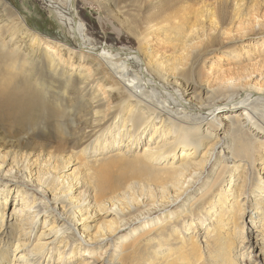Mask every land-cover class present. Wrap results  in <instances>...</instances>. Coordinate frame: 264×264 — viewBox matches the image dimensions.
<instances>
[{
	"label": "bare ground",
	"instance_id": "6f19581e",
	"mask_svg": "<svg viewBox=\"0 0 264 264\" xmlns=\"http://www.w3.org/2000/svg\"><path fill=\"white\" fill-rule=\"evenodd\" d=\"M45 1L73 47L33 31L0 0V264H43L50 254L51 264H241L247 225L264 259V88L244 86L250 76L231 65L212 66L206 84L186 80L192 52L228 35L213 6L158 2L143 51H134L95 45L73 0ZM238 32L240 41L262 39L264 20ZM247 54L248 67L264 68L262 54ZM120 64L136 73L138 95ZM223 86L230 97L209 102ZM51 130L66 142L58 154L41 145Z\"/></svg>",
	"mask_w": 264,
	"mask_h": 264
},
{
	"label": "rangeland",
	"instance_id": "374dc122",
	"mask_svg": "<svg viewBox=\"0 0 264 264\" xmlns=\"http://www.w3.org/2000/svg\"><path fill=\"white\" fill-rule=\"evenodd\" d=\"M4 1L7 2L21 16L22 20L27 23V25L33 31L45 35L53 40L66 42L72 47L76 45L74 44L75 42L72 41L68 30L63 25H61L55 12L53 11V9L47 6L45 0ZM158 2L162 3L164 2V0H75V7L80 19L82 29L88 34L95 45L105 46L109 48L117 47L134 51H143L141 38L145 36L148 24H151L157 19L156 17L158 15H156L155 13L158 12ZM185 4H187L191 8H195V10L206 9L207 6L211 7L212 5L213 7L211 8H213L215 14H217L216 18L221 23H223L222 27L225 28V31H228V35L221 36L216 39L215 43L213 44L214 48H209V50L211 51H205L203 54L199 52L197 48L194 50L195 52H192L190 61L193 62L191 64V68L193 67L192 69L194 71L190 74V76H188L186 80L191 81L190 83L197 82L206 84V79L208 77L207 72L212 66L219 67V65H221V67H228V65H231L242 67L241 69H244L242 72H244L246 76H250V79H248L247 82L244 81V86L251 84L256 86L258 85L259 87L264 88V81L260 80L259 78L261 74L264 75V68H258L255 71L254 69H251L250 66L248 67V63L250 62L249 60H247V52L249 51L253 52V54H255L256 56L261 54L262 56H264V38L260 39L261 36H259L258 32H255L248 35L243 39V41H240L238 39L241 36V34L238 32V25L241 22L243 23L248 19L255 20V18L264 20V0H171V3H169L166 10H180V8ZM238 4L242 6L241 9L237 7ZM192 5H194L195 7H193ZM244 15H247V17L242 19V16ZM189 18H191L189 21L194 20V15H191ZM150 40L153 41L154 45L158 44V42H156L155 36L151 37ZM221 41H223L225 45H222ZM155 48L158 53L160 51L162 53L165 52L166 57L169 56V53H172L171 50H168L167 54L166 51H164L160 47H156V45ZM118 68L121 77H123L124 85L128 86L133 94L138 95V92H140V90L138 89L139 83L135 78L136 73L127 71L126 66H124L123 64H120ZM152 71V77H157V73L154 70ZM111 77L112 76L107 75L106 79L114 82V79H110ZM225 87L226 86L217 87V89L214 90V94H210L211 98L209 102H211L212 100L214 101L216 97L218 99H226L227 97H230V92L232 90H229L231 88ZM220 88L222 89V91H224V93L221 91L224 95H221L222 93L220 92ZM234 91L238 90L236 89ZM212 94L213 96L215 95L214 98ZM216 94L218 96H216ZM69 95H71L70 97H73V94ZM101 96L104 98L106 105H110L112 103L111 99L105 91L101 92ZM259 115L261 117V120L264 121V111H261ZM79 117L80 114L78 115V118ZM49 134L50 135L42 139V141L40 140L42 144H39L43 145V148H46L43 149V151H46V153L48 152L47 154H49V152L56 154L57 152H59V149L63 145H66L65 139H63V137H58L57 133L53 130H51ZM151 135V131L147 130V132H145V134L140 137L141 139L139 141H136L134 147L135 153H137L138 151H142L144 146L149 143ZM107 137V141L112 142V134L109 133ZM126 142H128V140L124 141V144H126ZM41 145H39V147L42 148ZM7 150H9L10 152L13 150L12 158H14L17 153L21 154V152L18 151L17 147L14 146L12 148L8 147ZM262 151L263 150H260L261 155L258 156H262ZM20 154L19 156H21ZM22 158L23 156L17 157L15 159L22 162ZM48 158L49 156H47V159ZM34 159L35 158H32L31 161L34 162ZM47 159H43V161L46 162ZM50 162H53L51 163L52 165H49V167H46L43 170V173H45L46 175L51 174L52 171H54L52 167L54 166L56 160L51 159L48 164ZM257 164L260 166V163ZM42 165L44 164L42 163ZM9 203L13 204V202ZM246 208L247 212L245 221L248 224V217L253 212V209L251 208V206H247ZM6 217L9 223L12 218H9L10 215H8V213ZM245 233V236L248 238L246 246L250 245L251 248L249 251L252 252V254H250L249 251L240 246L237 254L239 256L241 264H256L255 262H257V264H264V259L260 255V247H262V245L257 244V241H259L256 239L257 234L254 233L253 230H250L248 225L246 227ZM251 235L252 239L250 237ZM108 245L109 243L106 247H108ZM244 251H246V253H244ZM78 254H80L79 246ZM249 255H251L252 261L248 259ZM87 258L89 257H86L84 259ZM57 259V256L52 257V254H50L47 261H44L43 264L54 263V261L56 262ZM76 260L77 258L75 259V261Z\"/></svg>",
	"mask_w": 264,
	"mask_h": 264
},
{
	"label": "water",
	"instance_id": "95a60500",
	"mask_svg": "<svg viewBox=\"0 0 264 264\" xmlns=\"http://www.w3.org/2000/svg\"><path fill=\"white\" fill-rule=\"evenodd\" d=\"M72 9H73V12L76 13V7H75V2L73 0V3H72Z\"/></svg>",
	"mask_w": 264,
	"mask_h": 264
}]
</instances>
